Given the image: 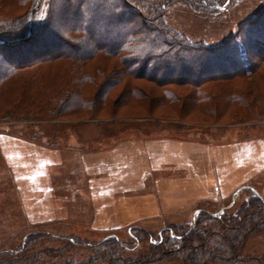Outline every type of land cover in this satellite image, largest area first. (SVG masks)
Here are the masks:
<instances>
[{
	"label": "rangeland",
	"instance_id": "374dc122",
	"mask_svg": "<svg viewBox=\"0 0 264 264\" xmlns=\"http://www.w3.org/2000/svg\"><path fill=\"white\" fill-rule=\"evenodd\" d=\"M263 7L264 0H244L228 16L217 18L218 22L174 7L171 24L194 39L217 43L231 30L236 31L239 22ZM26 10L19 11L15 7L14 11L23 14ZM133 22L138 26L140 21L134 18ZM88 27L92 31L98 28L94 24ZM57 31L63 40L70 41L71 26L61 25ZM110 41L112 38L107 37L104 43ZM60 46L63 54H69V48ZM115 61L99 56L89 62L85 70L97 75V70L103 67L111 75ZM41 68L39 85L31 86L34 70H29L23 80L32 88L26 89L17 82L8 84L2 89L4 92H0V253H17L20 248L24 249L34 232L52 235L36 240L31 249L46 252L43 257L48 260L53 257L51 251L66 245L63 240L78 238L97 243L108 239L114 230L128 239L127 230L132 227L156 232L173 224L194 223L200 210L220 217L222 211H233L246 200V193L242 199L240 194L236 197L235 191L248 185L255 187L264 199V65L258 74L245 78L220 81L216 75L205 76L204 79H214L203 85L215 98L206 103L207 110L182 111L177 105L160 102L150 105L146 100L139 102L133 98L121 103L122 89L126 86L123 82L101 109L90 106L47 117L40 114L39 108H34L37 111L19 108L18 102L22 95L29 98L37 91L45 92V86L59 82L69 70V63L57 60ZM192 74L198 75L197 71ZM97 79L102 84L109 77L98 74ZM131 83H137L156 100L164 95L163 87L152 82L135 80ZM89 86L85 95L90 97L96 93V88ZM168 88L183 98L193 92L190 87ZM235 91L248 92L253 104L237 105L229 101L228 95H234ZM42 103L40 99L37 105ZM248 107L253 115L238 119L248 112ZM214 111L218 113L216 117ZM163 142L177 144L166 149L154 145ZM135 144L140 145L137 151L146 173L149 167L145 148L150 146L154 155L159 148L157 155L171 153L177 162L184 156L189 160V168L186 173L178 166L155 170L146 187L140 188L132 183L138 181L129 168L133 166ZM115 154L127 165L124 185L136 192L129 191L112 199L99 198L97 190L107 188L115 177L110 176L107 166H95L101 161L117 162L112 157ZM239 257L250 259L245 264L264 262V231L248 239ZM170 264L184 263L179 260Z\"/></svg>",
	"mask_w": 264,
	"mask_h": 264
},
{
	"label": "trees",
	"instance_id": "16d2710c",
	"mask_svg": "<svg viewBox=\"0 0 264 264\" xmlns=\"http://www.w3.org/2000/svg\"><path fill=\"white\" fill-rule=\"evenodd\" d=\"M243 2L0 0V92H4L2 89L8 84L17 82L24 84L26 89L37 86L42 75L41 67L64 60L69 63L65 76L59 82L45 86V92L37 91L30 95V99L28 95H22L19 108L33 111L39 108L40 114L46 117L75 109L85 110L90 106L101 109L110 95L125 82L121 103L133 98L139 102L146 100L150 105L158 102L177 105L182 111L191 108L205 110L206 103L211 98L215 100L203 89L208 80L204 79L205 76L216 75L220 81L231 77L245 78L258 74L263 67L264 7L239 22L236 31L231 30L217 43L194 39L186 31L173 26L172 8L181 7L211 22H218L217 18L228 16ZM38 4L39 8L35 10ZM15 7L19 11L27 10L19 14L14 11ZM134 18L139 19L138 26L133 22ZM92 24L97 25V31L89 29ZM61 25L73 28V34L69 33L70 41L63 40L57 31ZM107 37L112 38L110 43H104ZM60 45L69 48V54H63ZM99 56L117 60L111 68L113 74L110 75L103 67L97 70L98 74L109 77L102 84H99L98 74L85 70L87 64ZM29 70H34L31 86L23 80ZM194 71H197V76L192 74ZM135 80L163 87L164 95L154 99L137 83H131ZM210 80L214 79L209 77L208 82ZM89 85L96 88V93L90 97L85 95L91 87ZM167 86L190 87L193 92L183 98ZM239 93L229 94V101L248 106L251 103L248 92ZM193 94L196 96L192 97ZM40 99L43 103L38 106ZM113 103L117 105L118 102ZM213 113L214 117L218 114L217 111ZM248 114L253 115L249 107L248 112L245 115L240 113L242 116L238 119H245ZM254 191L244 190L241 198L246 193L247 199L233 211L223 207L224 213L218 217L200 210L196 221L185 226L173 224L156 232L132 227L127 230L128 239L122 238L117 232L119 230H114L108 239L97 243L78 238L63 240L66 245L51 251L53 257L48 260L43 257L46 252H32L31 249L36 240L52 235L34 232L24 249L20 248L17 253H0V264H170L179 260L184 264H208L212 261L245 264L250 259L239 257L245 243L257 232L264 231V199ZM79 249H87L90 254L78 252Z\"/></svg>",
	"mask_w": 264,
	"mask_h": 264
},
{
	"label": "crops",
	"instance_id": "0c3cea01",
	"mask_svg": "<svg viewBox=\"0 0 264 264\" xmlns=\"http://www.w3.org/2000/svg\"><path fill=\"white\" fill-rule=\"evenodd\" d=\"M264 141V140H263ZM164 144H161V143H156L154 144L156 147H160V148H168L170 145H175L177 143H170V142H163ZM178 143H182L184 144L183 142H178ZM164 145V146H163ZM136 146L135 149H134V154L132 155V167H129L131 168V175L133 176L134 179H136L138 182H132V183H136L137 185H139V187L143 188V187H146V185L148 184V182L150 181V178L152 177V173L156 170V171H159V170H162L163 168H166V169H174L175 166H178V167H181V170H184L185 173L186 171L188 170V165L187 163L189 162V160H185V157H180V160L177 162L175 160V158L173 157V155L170 153L168 155H157L156 152L159 151V148L155 151V155L152 151H150L149 149L152 147H146L145 148V151L148 152L147 153V162H146V165L149 167V170L147 169V173L143 170V168H145L144 166H141L142 165V161L139 159V154L138 151L140 149V145H134ZM165 149H162V150H165ZM138 150V151H137ZM168 151V150H167ZM118 152V151H117ZM117 156V157H115ZM112 155V157H114V160L117 161V162H107V161H101L97 166H95L96 168L97 167H108L109 168V174L111 177H115L113 180L111 179V181L108 183V187L106 188L105 186H103L102 188H100L99 190H97L98 192V196L99 198H106L108 197V199H112V198H115L116 196H121L122 194H125L129 191H133V192H136L135 190H132L130 187H126L124 185V183L126 181H123V173H127V169H125V165L126 164H122L121 163V157H119V155L115 154ZM124 162L125 160L122 159ZM188 161V162H187ZM185 164H184V163ZM123 166V167H122ZM127 166V165H126ZM198 171V169H196ZM193 172V171H192ZM238 176H236L235 178H237ZM234 178V179H235ZM217 186V185H216ZM247 189H252L254 192H255V195H258L257 193V190L255 189V187H252V186H245V187H242V188H238L236 189L235 191V195L236 197L240 194V196L242 195L241 192L243 193L244 190H247ZM242 190V191H241ZM96 192V193H97ZM223 193L222 189H221V194ZM223 196V195H222ZM235 197V199H236ZM227 198V197H225ZM224 198V199H225ZM234 199L233 201V206L235 205V202L236 200ZM247 199V197H246ZM196 214V213H195ZM191 222V221H190Z\"/></svg>",
	"mask_w": 264,
	"mask_h": 264
},
{
	"label": "water",
	"instance_id": "95a60500",
	"mask_svg": "<svg viewBox=\"0 0 264 264\" xmlns=\"http://www.w3.org/2000/svg\"><path fill=\"white\" fill-rule=\"evenodd\" d=\"M39 4H40V2H39ZM39 4L37 5V7H36L35 10H37V9L39 8ZM198 213H199V212H197V214H196L195 221H196V218H197Z\"/></svg>",
	"mask_w": 264,
	"mask_h": 264
},
{
	"label": "built area",
	"instance_id": "2783aa9c",
	"mask_svg": "<svg viewBox=\"0 0 264 264\" xmlns=\"http://www.w3.org/2000/svg\"><path fill=\"white\" fill-rule=\"evenodd\" d=\"M215 190H216L217 192H219V188H218V187H216ZM219 200H221V198H219ZM220 215H221V214H220Z\"/></svg>",
	"mask_w": 264,
	"mask_h": 264
}]
</instances>
